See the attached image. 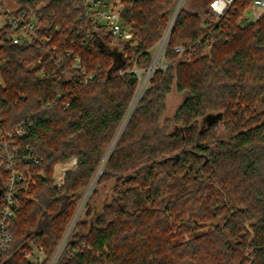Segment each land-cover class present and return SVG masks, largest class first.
Returning a JSON list of instances; mask_svg holds the SVG:
<instances>
[{
    "label": "trees",
    "instance_id": "obj_1",
    "mask_svg": "<svg viewBox=\"0 0 264 264\" xmlns=\"http://www.w3.org/2000/svg\"><path fill=\"white\" fill-rule=\"evenodd\" d=\"M11 1L14 11H0V137L26 124L15 142L32 177L11 251L33 242L51 254L131 114L132 70L152 65L176 3L117 0L133 35L121 50L91 30L87 0ZM211 1L204 14L181 10L166 71L153 73L69 240L87 250L68 264H264V15L241 26L251 5L236 0L217 23ZM21 13L38 25L19 45L9 22ZM76 58L95 77L89 85L79 84ZM174 87L186 98L168 120ZM31 154L41 162L26 163ZM6 180L0 157V190Z\"/></svg>",
    "mask_w": 264,
    "mask_h": 264
},
{
    "label": "built area",
    "instance_id": "obj_2",
    "mask_svg": "<svg viewBox=\"0 0 264 264\" xmlns=\"http://www.w3.org/2000/svg\"><path fill=\"white\" fill-rule=\"evenodd\" d=\"M236 0H212L209 9L214 14L216 22L227 18L230 7ZM250 9L253 12L254 18L251 22H255L264 15V0H249ZM1 12L10 13L0 8ZM85 15L89 19V25L92 31L102 29L105 34L110 36L113 42H119L124 49L127 41L131 40L133 35L130 28H127L121 23V10L111 0H87L85 3ZM10 27L14 33V44H25L31 41L30 33L37 27V21L27 22L26 14L21 13L13 16L9 22ZM172 26V21L169 28ZM169 32V31H168ZM166 33V37L161 43L162 53H164L170 36ZM191 49L189 48V51ZM186 51L184 47H175V52L183 54ZM154 64V63H153ZM153 65L146 71L148 74L151 72L149 78L152 77ZM74 68L81 73L79 80L80 85H89L95 80L93 75L88 74L85 70L81 69L80 59L76 58ZM145 71V72H146ZM133 73L139 75L141 82V75L145 72L134 68ZM123 75V72H121ZM149 82V81H148ZM139 89V88H138ZM69 105V104H67ZM26 124L17 125L11 132H7L3 137H0V157L3 159V164L7 172V180L4 188L2 189V197L0 203V264H68L69 261L76 255V253H83L87 250L85 244L68 247L69 240L74 231L73 226L75 222L80 219V208L76 211L73 219L69 223L66 231L62 235L55 250L49 254L46 249L33 242L11 251L13 244V236L10 231L12 222L16 219L19 211L21 210V202L19 199L20 191L27 189L24 184L31 181V175L24 174L18 166L19 146L15 140L17 138L27 137L25 129ZM11 144V145H10ZM41 158L37 155L25 156L26 163L39 164ZM83 202H81L82 204ZM80 204V205H81ZM15 260H17L15 262Z\"/></svg>",
    "mask_w": 264,
    "mask_h": 264
},
{
    "label": "rangeland",
    "instance_id": "obj_3",
    "mask_svg": "<svg viewBox=\"0 0 264 264\" xmlns=\"http://www.w3.org/2000/svg\"><path fill=\"white\" fill-rule=\"evenodd\" d=\"M111 1L114 4H116L118 2L117 0H111ZM180 1L181 0H175L176 5H175V10L173 12V15L175 14L178 5H180ZM5 7H0V8L3 9L4 11H8V10H6L7 8L10 9V11L11 10L14 11L16 6H15L13 1L5 0ZM182 9H184L186 11H189V12H192V13L199 12L201 14H204L206 12V9H207V0H184L181 10ZM173 15H172V17H173ZM253 18H254L253 12L251 11V9H249V10H247L245 12V14L241 18L239 24L241 26H246L249 23H251ZM3 20H4V18L1 17L0 18V27L3 25ZM171 20H172V18L170 19L169 25H168L167 30L165 31L163 37L170 30L169 26H170ZM163 37L161 38L160 42L156 46H154V48L152 49V54H153L152 65H153V67H152L151 71H153V72H155L157 70H162L164 72V71H166V68L168 66V64H167V62L165 60V57H164V53H162V49L163 48H162L161 43L163 42V40H162ZM150 74H151V72L148 74V71H146L145 73H143L141 75V82H140V84L138 86L139 90L137 89V91H138V92L136 91L137 95L135 94L136 95V99L134 100V104L130 106L129 110H133L134 107L137 106V105L135 106V103H137L139 97H142L144 92H145V90L150 87V79H151V78H149ZM185 98H186V95L185 94H180L177 91L176 87H174L172 89L171 93H169L168 96L166 97V101H165L166 111H165L164 119H168V120L172 119L175 116V114H176L177 110L179 109V107L181 106V104L184 102ZM127 117L125 118L126 121L128 119ZM126 121H123L121 123V125H120V127H119V129H118V131H117V133H116V135H115V137H114L109 149L111 148L113 150L117 139L121 135L122 131L125 130L124 127L126 125L125 124ZM223 125H224L223 121L220 122L219 129H218V134L220 135V137L226 138L227 136H229V134H228L229 132L226 131V129H225V127ZM109 149L107 150V152L105 154V157H104V159H103V161H102V163H101V165H100V167H99V169H98V171L96 173L95 178L93 179V181L91 182L89 188L86 190V192L84 194V197H83V199L81 201L83 203L82 204L80 203L81 205L79 204V206H78V208L81 206V208H80L81 216L85 213V209L87 208L86 206L89 203L90 198L88 199V197H89L90 193H93V191L95 190V188L97 186V183L99 181V178L102 175V173H103V171H104V169H105V167L107 165L106 162H107L108 156L110 155ZM112 150H111V152H112ZM108 153H109V155H108ZM101 187L102 188H101L100 197H102L103 199H106L108 197L107 196V192L110 189H109L108 185L107 186L103 185ZM93 202H91L89 204V205L92 204V207H93ZM81 216H80V218L83 217V216L82 217Z\"/></svg>",
    "mask_w": 264,
    "mask_h": 264
},
{
    "label": "water",
    "instance_id": "obj_4",
    "mask_svg": "<svg viewBox=\"0 0 264 264\" xmlns=\"http://www.w3.org/2000/svg\"><path fill=\"white\" fill-rule=\"evenodd\" d=\"M183 2H184V0H181V1H180V5H178L175 14H174L173 17H172V20H171V21H172V26H171V28H170V30H169V32H168V35H169V36H171V34H172L173 27H174L175 22H176V20H177L179 14H180V11H181V8H182V4H183ZM165 37H166V34H165V36L163 37L162 40H164ZM138 90H139V89H138ZM137 92H138V91H137ZM136 95H137V93H136ZM136 95H135V97L133 98V101H132V104H131V105L134 104V100L136 99ZM140 98H141V97H139L137 103H135V106L138 104ZM134 109H135V107H134ZM134 109L132 110L131 114L129 115V118L127 119V122H126V125H125L124 129L126 128V126H127L128 122H129V119H130V117H131V115H132ZM123 132H124V130L122 131V133H121V135L119 136V138L122 136ZM119 138L117 139V141H116V143H115V145H114V148L116 147V145H117V143H118V141H119ZM114 148H113V150H114ZM113 150H112V152H113ZM112 152L110 153V155H109V157H108V159H107V162H108V160H109V158H110ZM107 162H106V164H107ZM92 190H93V189H92ZM1 194H2V190H0V195H1ZM91 194H92V193H90L88 199L90 198ZM86 203H87V202H86ZM76 224H77V221L75 222V224H74V226H73V229L75 228V225H76Z\"/></svg>",
    "mask_w": 264,
    "mask_h": 264
}]
</instances>
